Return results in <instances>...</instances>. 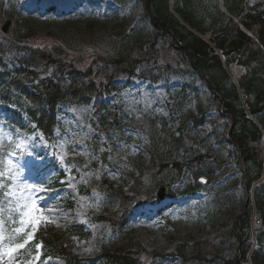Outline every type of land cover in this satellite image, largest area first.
<instances>
[{
    "label": "rangeland",
    "instance_id": "rangeland-1",
    "mask_svg": "<svg viewBox=\"0 0 264 264\" xmlns=\"http://www.w3.org/2000/svg\"><path fill=\"white\" fill-rule=\"evenodd\" d=\"M121 1V13L118 20L123 18L124 31L135 29L139 22H143L141 18L144 19L142 0ZM111 3V0H0V27L7 19L15 23L17 19L23 18L24 13L34 12L40 16L51 7L53 10L48 11L46 15L64 16L65 13L79 10L85 11L86 14L94 10L103 12L106 8L111 7ZM246 6L250 10L264 12V0H246ZM36 21L35 24H32L34 27L33 38H30L32 44L42 45L47 50L59 51L63 58H85L94 52L103 54L104 56H100L105 57L107 53L113 51L112 47L107 45L110 42L108 37H97L100 40L97 46H92V43L86 45L71 32L61 34L58 31V25L61 23L59 20L51 22L37 19ZM107 24L112 28L118 27L115 26L118 25L116 21ZM138 26L144 30L149 29L148 23L147 25L140 23ZM14 29L13 27L10 33L14 34ZM8 35L1 33L0 29L1 42H5ZM105 39H107V43L104 41ZM168 59L172 58L168 56ZM8 63L9 69L15 67L14 62L8 60ZM49 74H51L50 71H43L44 77H48ZM163 80H166L169 85L163 84ZM158 81H136L129 88L118 87L117 92L108 96L106 104L109 103L115 107L109 111L118 116L116 121H111L112 116H108L107 121H109L110 127L107 131L100 127L98 117L95 116V104L85 106L65 104L58 116L60 125L55 130L53 137L55 140L52 142L34 130L11 129L10 124L3 120L4 109L2 111L0 108V141H3V148H0V160L6 159L7 153L16 152V156L12 159L22 167L24 180L38 185L39 188L42 185L46 186L44 187L45 192L37 193L40 197L38 201L39 213L41 214L43 210L45 214L43 219L51 222L41 226L56 229L70 223H84V230L88 233L86 237L79 240L68 236L64 238L69 243V247H66L67 250L70 249V253L79 259L100 260L103 244L115 241L118 237L117 233L112 232L107 222L95 220V217L101 216L107 209L104 206L107 202L104 203V196L97 188L100 177L105 175L106 178L120 183L123 188L127 189L132 186L133 178L141 176L143 185L153 187L157 178L150 179L148 171L145 170L142 175L139 171V167L144 168L151 160L149 138L141 130L151 127L153 119L157 117L173 116L174 118L178 113V109L174 110L173 107L176 98H180L181 108L184 110L189 103H191V107L195 103V100L190 97L193 93L196 94L194 97L198 98L204 106L209 105L208 88L203 80L195 77L189 70L183 78L165 75ZM125 82V79H118L117 84L123 85ZM186 83L190 87L182 91L180 88ZM177 89L181 92L177 93ZM170 94L174 95L172 98L174 102L170 99ZM215 117V110H211L207 115L210 122L206 125L205 133L210 135L211 132L215 133L210 137L207 148L210 146L215 148L216 155L224 162L219 164L218 161H214L206 167L211 168L213 176L218 180L207 185L203 192L196 196L179 199L168 198L165 202L158 201L156 205L146 206L142 215H133L131 227L125 230L122 235V239L128 237L139 243L144 252H151L147 261L151 260L152 255L174 252L181 244H186L187 248L192 250L191 246L196 242L204 245L208 241L215 242L223 238L228 226L233 224L232 219H227L222 226L211 224L209 209L213 208V205H206V200L211 195L224 196L231 192V201L236 209L234 215L239 213L245 190L241 178L243 167L237 165L230 155L233 145L227 138L228 127L213 122ZM177 126L176 122L172 123L171 130L176 132ZM190 130L188 129L189 134L185 135L192 136V139L197 138L196 134ZM217 139L219 142L216 141ZM196 148L200 149L198 146ZM40 152L44 153L41 160L37 158ZM80 162L82 164H79ZM37 163L44 166L49 165L50 171L47 174L56 168L57 171H61L63 177L59 182L65 185V191H62L61 188H59L60 191L49 189V181L46 179L38 182L36 176L38 169L34 170V165ZM239 168L241 171L238 170ZM192 179L193 177L188 176V180ZM213 185L217 186L213 187ZM210 187H213L214 190H211ZM174 189L176 190V187ZM3 199V195L0 193V201ZM171 203H174V206L157 212L159 207ZM202 205L204 206L203 210H198ZM0 207L14 208L15 204L0 203ZM118 208L120 206L115 202L110 210ZM135 214H138V211ZM9 215H11L12 222L7 219ZM18 219L19 217L15 213H4L3 230L6 237L14 235L12 229L19 226L15 223ZM20 235L24 234L16 236ZM9 242H5L3 247L7 248ZM228 250H225L224 254H227ZM4 260L2 263L8 262ZM163 262H165L163 264H181L180 260L172 257ZM46 264H66V260L57 257L47 260Z\"/></svg>",
    "mask_w": 264,
    "mask_h": 264
},
{
    "label": "trees",
    "instance_id": "trees-1",
    "mask_svg": "<svg viewBox=\"0 0 264 264\" xmlns=\"http://www.w3.org/2000/svg\"><path fill=\"white\" fill-rule=\"evenodd\" d=\"M224 6L232 16L221 8L220 0H176L175 10L182 20L186 21L192 28L206 34L210 32L209 39L223 53L226 64L234 62L243 65L246 73L239 81V86L244 93L245 103L255 119L264 127V14L249 11L245 7V0H224ZM150 17L151 30L142 32L138 30L131 34L124 31H109L106 26L90 24L84 27H77V24L60 25V33L71 32L86 44L100 42L99 38L108 37V46L114 48V53L99 60L93 58L91 66L83 71L67 65L63 59L51 51L27 48L26 66H37L42 63L46 66H53L61 75L60 82L51 80H39L38 85L31 87L30 83L24 82L25 70L19 68L15 72L9 73L6 67L0 69V100L12 105V117L19 119L22 112L29 110L30 116L34 118L38 127L46 134L51 131V126L56 122L57 105L66 100L90 99L100 94L110 86L109 78L103 81H95L96 71L102 74H114L124 72L127 76H136L137 70L143 69L141 75L150 79L157 78L153 72L158 70L169 73H185L187 67L191 73L199 74L213 91V103L221 105L223 109V119H226L233 126L230 130V138L236 148L232 150V155L238 161L241 160L245 166V176L249 177L245 189L247 196L239 208V213L235 214V208L227 202L221 206L218 220L233 218L234 225L228 233L226 241H229L232 249H237L231 259L221 255L222 248L218 244L204 245V248L194 250L193 257L185 258L183 249L177 254L180 255L184 264H245L247 253L250 250V226L253 211H251V200L248 198L249 186L253 180L262 175V148L263 141L261 131L257 124L253 123L244 112L239 98L237 87L230 81L225 71L220 56L216 55L212 46L191 32L180 23L173 13L168 9V0H147L146 10ZM241 25L251 32L248 34ZM26 25L22 27L20 23L15 25L16 35L22 38ZM32 34V32H31ZM25 36V35H24ZM23 36V37H24ZM99 37V38H97ZM29 36H25V39ZM63 38V37H61ZM107 40V39H105ZM6 48L10 45L6 44ZM4 42L0 43V65L6 51ZM166 51V52H165ZM170 56L172 59H168ZM67 77V78H66ZM64 78V79H63ZM38 77L35 76L34 80ZM31 79V83H34ZM198 104V110H201ZM33 109V111H32ZM190 114V113H187ZM206 111L201 110L199 116H182L179 136L168 132L166 124L158 134L159 138L154 140L151 152V159L148 168L150 177L161 182L176 183L185 176L190 169L197 165L208 163L204 160L217 159L210 153H200L187 157V147L191 136H186L188 130L187 122L193 120L195 127H199L205 121ZM107 129V128H106ZM190 147V146H189ZM188 147V148H189ZM184 149L185 153H181ZM240 162V161H239ZM209 179H211L209 177ZM100 189L105 191V195L110 200H119L125 210L136 198L145 200L154 198L151 187H147L140 182V178L133 180V185L128 189H121L120 185L108 179H102ZM199 184L190 186L185 191L191 192L198 189ZM257 207V217L261 219V226L255 231L258 243L262 246L264 242V184L255 191ZM111 224H119L117 228H122L123 217L112 213L109 216ZM120 220V222L118 221ZM214 220V219H213ZM241 236V238H240ZM64 234L58 232L45 236L49 244L48 254L66 255L69 264H83L71 255L64 252ZM134 242L130 241L123 245H113L104 249V257L109 264H145L140 260L142 253L135 249ZM238 244L236 247L235 245ZM29 249H23L19 256L9 261L10 264H23L30 259ZM251 264H264V249L253 251L251 254Z\"/></svg>",
    "mask_w": 264,
    "mask_h": 264
},
{
    "label": "snow or ice",
    "instance_id": "snow-or-ice-1",
    "mask_svg": "<svg viewBox=\"0 0 264 264\" xmlns=\"http://www.w3.org/2000/svg\"><path fill=\"white\" fill-rule=\"evenodd\" d=\"M19 147V145H17ZM0 148H3V141H0ZM16 156V152H9L6 154V159L0 160V193L3 195V201L0 203L5 205L15 204L14 208L0 207V254L6 253L12 256L18 249L24 248L33 239L31 232H27L29 227L34 228L37 223H50V220L39 219L38 213L40 212L38 201L40 197L37 195L40 189L38 185L28 183L24 180L22 167L17 164L12 157ZM15 213L19 219L15 221L19 226L12 229L14 235L5 236L4 226V213ZM7 219L12 222L11 215ZM23 233L22 243H10L7 248L3 245L6 240L14 242L16 235ZM41 245L36 244L37 255L36 260L40 259L39 249Z\"/></svg>",
    "mask_w": 264,
    "mask_h": 264
},
{
    "label": "bare ground",
    "instance_id": "bare-ground-1",
    "mask_svg": "<svg viewBox=\"0 0 264 264\" xmlns=\"http://www.w3.org/2000/svg\"><path fill=\"white\" fill-rule=\"evenodd\" d=\"M232 76L234 77H238L239 75V68H236V67H233L231 70H230Z\"/></svg>",
    "mask_w": 264,
    "mask_h": 264
},
{
    "label": "water",
    "instance_id": "water-1",
    "mask_svg": "<svg viewBox=\"0 0 264 264\" xmlns=\"http://www.w3.org/2000/svg\"><path fill=\"white\" fill-rule=\"evenodd\" d=\"M8 24H9V22H8L6 25H4V26L2 27V29H3L4 31H8V29H7ZM161 194H162V193H161Z\"/></svg>",
    "mask_w": 264,
    "mask_h": 264
}]
</instances>
